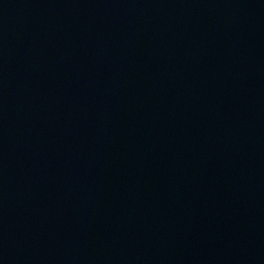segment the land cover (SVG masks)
<instances>
[{"label":"water","instance_id":"95a60500","mask_svg":"<svg viewBox=\"0 0 264 264\" xmlns=\"http://www.w3.org/2000/svg\"><path fill=\"white\" fill-rule=\"evenodd\" d=\"M0 264H264V100L0 109Z\"/></svg>","mask_w":264,"mask_h":264}]
</instances>
